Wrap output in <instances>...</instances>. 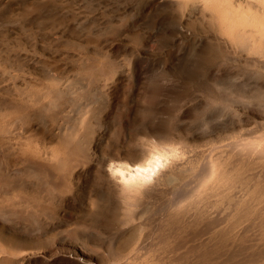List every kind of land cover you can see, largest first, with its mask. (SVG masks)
<instances>
[{
	"label": "rangeland",
	"instance_id": "obj_1",
	"mask_svg": "<svg viewBox=\"0 0 264 264\" xmlns=\"http://www.w3.org/2000/svg\"><path fill=\"white\" fill-rule=\"evenodd\" d=\"M87 124L88 162L67 167ZM263 129L264 0H0V242L33 250L30 264H166L164 214L217 161L229 180L202 200L210 232L223 226L264 174V154L240 150L264 148ZM151 148L171 149L176 172L120 229L99 164ZM252 202L238 228L256 243L264 193Z\"/></svg>",
	"mask_w": 264,
	"mask_h": 264
},
{
	"label": "bare ground",
	"instance_id": "obj_2",
	"mask_svg": "<svg viewBox=\"0 0 264 264\" xmlns=\"http://www.w3.org/2000/svg\"><path fill=\"white\" fill-rule=\"evenodd\" d=\"M113 73V67L104 68L100 72V74L105 76H110ZM59 96L60 94L58 92H53V97H56V106L60 103ZM145 124L146 122L144 125ZM89 126L90 125L87 124L84 127L86 130L84 129L85 131L81 133L73 132L71 136L73 139H71L68 146L69 155L67 156V167L72 168L78 164L88 162V151L92 148L91 143L93 140L88 132ZM250 142L253 141L250 140ZM250 142L248 145H242L240 150H245L249 153L264 154V148L259 147V145L254 142ZM232 148L235 149V147ZM176 157L177 155L171 149L151 148L148 149L141 160L132 157L133 159L130 158L128 160L125 158L126 161H122L124 157L121 160L118 159L119 157L117 159L112 157L107 163L102 162L99 164L101 185L104 191L111 198H114L120 203L118 210H120L121 217L117 222V226L120 227V229L121 227L124 228L128 226V224L135 219V213L140 202L160 191L161 186L165 184V178L176 172ZM242 157L244 156L242 155ZM220 158L221 157L217 160ZM207 160L209 159L207 158ZM237 161L239 163V160ZM219 166L220 164H218L217 161L210 160L192 188L191 193H187L188 198L184 201H178L164 214L159 230L163 237L162 240L169 247V252L175 253L172 257H168L166 264H264V217L260 218L258 224L254 223L259 228L260 232L262 231L261 233H263L261 238L257 239L256 243H250L253 241L251 238L253 239L255 237L249 238V235H247L242 228H238L242 225L243 221L252 220L251 215H255L254 211H252V201L258 193H264V174L260 175L257 180H254V190L250 192L246 198H241L235 205L233 204L234 207H231L232 211L230 217L226 219V223L210 232L212 224L207 218V208L210 207L203 202L202 194H205L206 189L215 190L219 185L227 184L229 179L225 173L220 171L222 169H220ZM32 167L33 170L37 172L44 171L45 176L51 178L50 182L52 188L56 187L54 185V173L51 168L43 166L40 163H34ZM63 184L64 187H68L66 182ZM231 188H234V186ZM239 188L240 186H238V189ZM208 196L209 195H207V197ZM206 200H209V198ZM201 202L203 203L202 206ZM261 215H259V217ZM13 225L20 229L22 228L25 233L34 231V229L38 227V224L31 221H13ZM214 227H216V225L213 226V228ZM207 232H210L208 237H206L208 234ZM204 233L206 238L202 237ZM181 247H184V250L177 253L176 251ZM25 248L23 244L6 246L0 242V264H30V259L34 257L35 253L33 250Z\"/></svg>",
	"mask_w": 264,
	"mask_h": 264
}]
</instances>
